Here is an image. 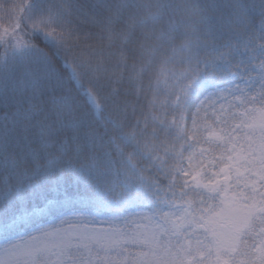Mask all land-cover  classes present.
<instances>
[{
	"label": "trees",
	"instance_id": "1",
	"mask_svg": "<svg viewBox=\"0 0 264 264\" xmlns=\"http://www.w3.org/2000/svg\"><path fill=\"white\" fill-rule=\"evenodd\" d=\"M243 8L248 16L245 27L238 18ZM35 17L43 19V25ZM211 17V23L201 22V13ZM152 15L153 16L152 18ZM62 21L69 37L52 35ZM264 0H0V222H7L15 213L8 205L4 179L15 180L7 167V159L27 157L32 148H39L40 125L37 121L54 122L52 101L65 105L76 113L85 127L93 132L91 144L79 137L84 152H96L104 159L114 148L115 137L96 120L79 86L68 76L66 66L83 84H90L98 73L96 94L107 104H114L121 114L115 117H136L138 110L145 123L137 132L133 146L137 156L133 162H151L156 150L163 147L161 121L166 124L193 98L211 90L205 76L219 82V88L246 76L254 77V90L243 91L239 106L246 102L259 108L264 97ZM207 40V47L199 46ZM19 45V47H16ZM21 50V52H20ZM33 56L40 60L43 75L30 86L10 90L13 60ZM28 57V58H29ZM95 75L92 76V72ZM79 82V83H81ZM39 90L37 94L36 90ZM220 93V91H218ZM217 105L227 111L237 104L235 97ZM35 105L38 115L25 119ZM124 110L129 116H124ZM57 142L65 135L71 140L70 129L58 125ZM175 134L171 129L168 136ZM69 153L71 149L69 148ZM39 159L44 163L45 156ZM63 172V178L55 183ZM24 204L25 223L16 228L0 226V241L19 232H27L60 215H112L107 210L95 211L78 199L85 186L73 178L66 166L42 172L32 182Z\"/></svg>",
	"mask_w": 264,
	"mask_h": 264
},
{
	"label": "snow or ice",
	"instance_id": "2",
	"mask_svg": "<svg viewBox=\"0 0 264 264\" xmlns=\"http://www.w3.org/2000/svg\"><path fill=\"white\" fill-rule=\"evenodd\" d=\"M238 18L246 27L243 8ZM201 22L210 24L211 17L202 12ZM205 79L211 90L166 124L161 121L163 147L151 162H133L118 146L104 159L84 152L79 137L91 144L93 132L53 100L54 122L37 121L39 148L29 153L34 163L27 157L8 160L6 153L15 180L5 177V191L16 214L0 226L25 223L34 179L64 166L85 186L77 198L112 218L97 225L95 216L65 217L0 246V264H264V113L218 109L223 88L216 90L219 82L211 76ZM36 115L30 105L24 118ZM57 125L72 132L59 146ZM171 129L175 134L168 136ZM62 178L63 172L53 187Z\"/></svg>",
	"mask_w": 264,
	"mask_h": 264
},
{
	"label": "rangeland",
	"instance_id": "3",
	"mask_svg": "<svg viewBox=\"0 0 264 264\" xmlns=\"http://www.w3.org/2000/svg\"><path fill=\"white\" fill-rule=\"evenodd\" d=\"M249 3L255 2V0H248ZM39 13L36 11H32L30 13L31 17H34V19L37 20V25H43V18L41 17H35ZM155 15H152V18ZM50 25L51 30L56 24L57 26L54 28L52 35L55 36L58 39H63L65 37V40L68 39L69 37V31L67 27L64 24H61L62 21H48ZM21 52V50H20ZM19 56L18 59L13 60V66H12V71L11 74L13 76L12 82L9 84L10 85V90H16V89H22L23 87L30 86L33 81L41 77L43 74V69L40 67V65H35V64H40V60H33V56ZM66 71L68 73V76L71 78L72 82L80 87V90L83 93L84 99L87 102L90 111L93 115V117L98 120V122L101 123L104 127H107L111 133L115 136L113 138L114 140V147H119L122 151H124L126 157L128 159L132 160V156H137L138 153H141L143 156H145L144 153L137 151L134 147L131 149H126L125 147L131 145L133 146L134 144V138L137 137V132L140 130V126H142L144 122V119L142 117L141 112L138 113V110H135L136 117L133 119L129 117H115L116 115L121 114L119 111V108L115 106L114 104H107L104 99L96 94L95 91V86L99 82V77H102L105 73L100 72L98 75H96L93 79V81L90 84H83V82L80 81V79L69 69L68 66H66ZM95 72H92V76L95 75ZM81 82V83H79ZM254 77L253 76H246L242 78L241 80L229 85V87L222 92L218 93V98L222 101V103L229 98L235 97L237 104H234L232 106V112L238 114V115H245L248 112H256L257 114L259 113H264V99L262 102L263 105L259 108H253L254 105H248L246 102H244L242 105L239 106L238 110H236V106L240 103L239 98L241 97V93L247 89L254 90ZM3 81L0 82V91H2V95H5V88L3 89ZM224 88V87H222ZM220 90V88H219ZM129 111V110H128ZM127 110H124L122 115L124 116H129ZM130 112V111H129ZM132 112V111H131ZM130 112V114H131ZM142 123V124H141ZM148 162V161H147ZM89 216H95L96 218V223L97 225H101L107 220L112 218V215L108 216H103V215H98V214H85ZM72 216V215H63L59 216L57 218H54L52 220H49L43 225H40L36 227L35 229H30L27 232H17L16 234H13L4 240L0 241V246H4L6 244H10L14 242L16 239L20 238H27L31 236L34 233H38L41 229L53 226L57 223H59L62 219L65 217Z\"/></svg>",
	"mask_w": 264,
	"mask_h": 264
}]
</instances>
